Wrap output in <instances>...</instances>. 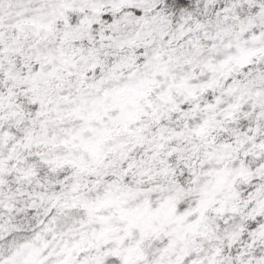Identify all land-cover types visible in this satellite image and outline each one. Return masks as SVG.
Listing matches in <instances>:
<instances>
[{
    "label": "snow or ice",
    "instance_id": "6c2138e0",
    "mask_svg": "<svg viewBox=\"0 0 264 264\" xmlns=\"http://www.w3.org/2000/svg\"><path fill=\"white\" fill-rule=\"evenodd\" d=\"M0 264H264V0H0Z\"/></svg>",
    "mask_w": 264,
    "mask_h": 264
}]
</instances>
